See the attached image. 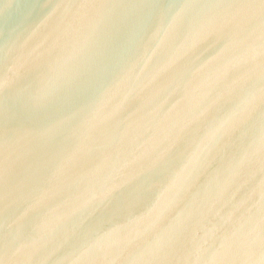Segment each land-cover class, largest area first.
<instances>
[{"label": "water", "instance_id": "water-1", "mask_svg": "<svg viewBox=\"0 0 264 264\" xmlns=\"http://www.w3.org/2000/svg\"><path fill=\"white\" fill-rule=\"evenodd\" d=\"M0 264H264V0H0Z\"/></svg>", "mask_w": 264, "mask_h": 264}]
</instances>
